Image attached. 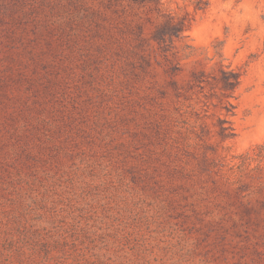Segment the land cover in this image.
Instances as JSON below:
<instances>
[{"label":"rangeland","instance_id":"1","mask_svg":"<svg viewBox=\"0 0 264 264\" xmlns=\"http://www.w3.org/2000/svg\"><path fill=\"white\" fill-rule=\"evenodd\" d=\"M194 22L160 0H0V264H264V88L246 55L187 80Z\"/></svg>","mask_w":264,"mask_h":264},{"label":"clouds","instance_id":"2","mask_svg":"<svg viewBox=\"0 0 264 264\" xmlns=\"http://www.w3.org/2000/svg\"><path fill=\"white\" fill-rule=\"evenodd\" d=\"M198 4L199 0H160L161 11L177 21L186 16L195 17L193 28L184 31L181 39L176 42L178 48L181 46V41L184 45L190 46L182 48L178 53L180 56L178 65L182 69L181 73H184L185 78L190 81L191 73L196 70L195 66L199 63L205 65L201 69L203 72L213 73L217 63L228 66L239 60L240 56L246 55L254 67V79L264 88V55L261 54L264 52V0L255 4H247L245 0H239V2L223 0L219 6H216L215 3H208L197 7ZM242 31L255 34L253 45L250 46L241 39L240 32ZM194 48H203L204 52L193 53L192 49ZM234 53L238 55H234ZM224 73L230 74L231 70ZM229 81L232 82L230 76ZM251 90L252 87L247 89V91ZM207 94V90H205L204 95ZM239 98L240 94L237 93L232 102H237ZM197 99L199 97H194L190 101L194 112H199L202 107L195 102ZM255 107L257 112L264 117V105L256 103ZM254 115L251 108L245 107L239 114V122L247 127V121ZM218 120H220L219 117H215L212 126L208 129L209 133L212 132V128H215V135L220 138L237 135L234 131L236 121L228 122L233 131L223 127V134H221ZM192 123L196 128H203V121H193ZM262 134H264V129H262ZM252 143L251 140L245 141L243 150H246ZM254 143L264 146V139L256 140Z\"/></svg>","mask_w":264,"mask_h":264}]
</instances>
